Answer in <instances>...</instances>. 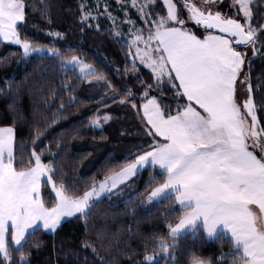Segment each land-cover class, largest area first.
I'll list each match as a JSON object with an SVG mask.
<instances>
[{
	"label": "snow or ice",
	"instance_id": "6c2138e0",
	"mask_svg": "<svg viewBox=\"0 0 264 264\" xmlns=\"http://www.w3.org/2000/svg\"><path fill=\"white\" fill-rule=\"evenodd\" d=\"M223 3L118 0L125 15L128 8L136 10L141 26L127 21L131 27L125 56L132 67L115 71L131 73L133 79L117 87L79 55L38 46L22 36L20 27L34 4L0 0V38L19 45L23 57L48 56L66 69L65 75L71 70L89 84L103 83L111 93L108 99L134 111L146 137L118 169L76 192L55 179L58 169L45 163L35 148L25 156L21 144L18 158L15 127H0V264H29L24 249L39 247L32 242L34 234L41 229L55 232L66 217H83L87 229L101 195L127 186L146 167L157 169L163 178L156 183L152 177L155 186L146 199L160 202L171 197L182 213L178 222L167 225V238L153 237L160 256L172 255L178 237L191 232L195 239L204 232L230 246V260L222 255L217 264H264V116L258 114L264 113V84L257 86L262 93L258 106L251 76L253 58L264 59V16L257 19L255 0H231V14L214 10ZM80 7L82 21L103 10L113 28L118 27L106 2ZM47 8L41 0L42 15ZM190 24L202 28L199 34ZM114 34L121 36L119 31ZM137 64L149 70L151 83L141 79ZM118 79L123 81V76ZM165 90L172 93L171 103ZM112 119L110 114H97L89 124L102 131L103 122ZM40 135L37 131L36 138ZM46 191L51 199L45 198ZM103 239L98 232L99 248L88 239L81 246L91 249L99 264H112L101 255ZM157 260L155 252H146L138 264ZM188 264L212 261L193 253Z\"/></svg>",
	"mask_w": 264,
	"mask_h": 264
},
{
	"label": "trees",
	"instance_id": "16d2710c",
	"mask_svg": "<svg viewBox=\"0 0 264 264\" xmlns=\"http://www.w3.org/2000/svg\"><path fill=\"white\" fill-rule=\"evenodd\" d=\"M27 2L34 4L35 9L28 11L27 19L20 27L22 36L38 46L55 47L66 55H80L117 87L121 82L133 79L131 73L115 71L125 65L132 67L125 56V40L116 37L108 26L97 29L81 20L80 5L92 4L94 0H45L48 8L43 15L41 0ZM255 3L257 7L253 11L259 19L264 16V0H255ZM57 32L62 35H51ZM69 47L72 53L68 52ZM137 67L141 79L151 83L149 70L139 64ZM65 71L51 57H23L20 46L0 40V127H15L18 158L21 144L25 156L35 148L42 153L45 163L51 162L58 169L59 175L55 179L79 192L93 181L103 179L111 169H118L125 158L145 143L146 137L134 111L108 99L111 93L103 83L89 84L87 80L79 79L76 72L67 70L65 75ZM118 76H123V81ZM251 76L253 94L260 104L262 93L257 86L264 84V59L259 56L252 60ZM165 91L169 97L167 102L171 103L172 93ZM72 98H75L74 102L70 103ZM106 113L113 119L103 122L102 131L90 126L89 121L94 115ZM259 115L264 116V113ZM37 131L41 133L39 139L36 138ZM153 176L156 183L162 182L157 169L146 167L127 186L99 199L87 229L83 217H71L55 232L37 231L32 242L38 243L39 247L24 249L29 264H99L91 249L81 246L88 239L99 248L98 232L104 237L101 255L112 264H138L146 252H161L153 237L167 238V225L178 222L182 213L171 197L160 202L146 199L155 186ZM45 198L51 199L47 191ZM229 251L227 241L208 238L204 232L194 239L189 232L177 238L173 264H188L193 253L217 264L222 255L225 260H230ZM12 254L14 257L19 255ZM156 264L170 262L162 258Z\"/></svg>",
	"mask_w": 264,
	"mask_h": 264
},
{
	"label": "rangeland",
	"instance_id": "374dc122",
	"mask_svg": "<svg viewBox=\"0 0 264 264\" xmlns=\"http://www.w3.org/2000/svg\"><path fill=\"white\" fill-rule=\"evenodd\" d=\"M101 2H106L108 4V6H109V12H111V16L117 18L118 27L117 28H113L112 20L103 12V10H101L100 13H96L95 11H93V13H92L93 18L92 19H89L85 23L87 25H89V26H95V27H96V24L98 23L100 25V28L103 27V26H106V27L108 26V27H110L112 29V32L113 33H115L116 31H119L121 33V36L118 37V38L119 39H121V38L124 39L125 42L127 43L129 41V39H130V36L128 35V33H129V30H130V27H131L130 25H127V21L128 20L133 21L135 23V26L136 27H140L141 26L140 23H139V18L137 16L136 10L133 9V8H128L126 10L127 11V15H125V13L123 11H120L119 10L118 0H101ZM122 2L128 3V2H130V0H122ZM194 2H197V3L202 4V0H194ZM95 3H96V0H94V2L91 5L95 6ZM230 3H231V1L228 2V1L224 0L223 5H220V6H218L215 9L216 10H220L223 13L226 12V13L231 14V11H230V9L228 7ZM241 15H242V13H241ZM120 20L125 21V24H120L119 23ZM189 27H192V26L189 25ZM192 28H193V30L197 31L198 34L202 30V28L201 29L194 28V27H192ZM0 40L4 41L2 38H0ZM5 42L15 44V43H13L11 41H5ZM32 55H38V54L33 53ZM75 55H77V54H75ZM81 58L83 59V57H81ZM153 94H155V93H153ZM257 105L259 106L258 103H257ZM108 194L109 193H103L99 199L103 198L104 196H106ZM69 218H71V217H69ZM46 231H48V230H46ZM48 232H51V231H48ZM171 252H172V255L170 257L169 256H160V252L159 253H156L157 256H158V260L163 258L167 262H170V264H173L174 263V260H175L174 249H172Z\"/></svg>",
	"mask_w": 264,
	"mask_h": 264
},
{
	"label": "crops",
	"instance_id": "0c3cea01",
	"mask_svg": "<svg viewBox=\"0 0 264 264\" xmlns=\"http://www.w3.org/2000/svg\"><path fill=\"white\" fill-rule=\"evenodd\" d=\"M5 127H9V126H5ZM67 219H69V217H66V219H65V220H67ZM65 220H64V221H65ZM62 223H63V221H62Z\"/></svg>",
	"mask_w": 264,
	"mask_h": 264
},
{
	"label": "water",
	"instance_id": "95a60500",
	"mask_svg": "<svg viewBox=\"0 0 264 264\" xmlns=\"http://www.w3.org/2000/svg\"><path fill=\"white\" fill-rule=\"evenodd\" d=\"M214 10H216V9H214ZM224 13H226V12H224ZM226 14H229V13H226ZM233 18H237V17H233Z\"/></svg>",
	"mask_w": 264,
	"mask_h": 264
}]
</instances>
